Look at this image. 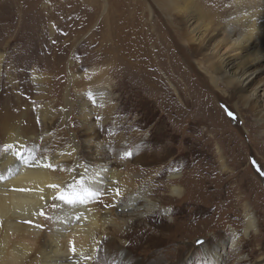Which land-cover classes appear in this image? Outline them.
Listing matches in <instances>:
<instances>
[{"label":"bare ground","instance_id":"6f19581e","mask_svg":"<svg viewBox=\"0 0 264 264\" xmlns=\"http://www.w3.org/2000/svg\"><path fill=\"white\" fill-rule=\"evenodd\" d=\"M11 1L7 0V3L14 4L13 0ZM153 1L163 11L172 13L184 21L185 25L183 24L181 32L175 35L183 46L187 60L193 61L205 78L202 83L206 84L212 93L215 91L222 94L225 98L224 103L231 108L232 114L236 112L235 116L242 115L244 111L254 119L253 124L259 133L256 140L262 142L264 146V78H260V74L264 72V0H231L227 11L220 14L203 9L197 0ZM20 33L25 32L22 30ZM120 46L121 55L127 53L123 61L110 63L102 68L94 67L81 74L75 71L68 72L66 79L68 91L63 93L65 106L59 112L56 110L59 104L54 103V106H51V103L46 102V95L36 98L41 103L35 104L34 109L26 106L18 97L7 99V103L0 100V107L2 106L0 177H3L0 179V264H110L108 255L111 254L123 256L120 264H179L184 255V248H181V253L175 254V251L169 253L175 255L174 261L162 259L164 255H169L165 251L157 254V250H154L148 255L145 251L137 252L138 248H142V240L147 235L139 233V227L144 225L147 217L166 215L168 212L163 205L165 201L190 198V202L197 204L202 200L214 202L221 198L216 187L220 183H228V180L222 179L229 173V168L223 159V153L220 152L216 154L214 161L218 163V168L214 166L213 170L206 172L210 175V180L219 183L216 186L209 180L206 181L208 184L204 186L205 188L201 189L198 186L201 171H198L195 180L189 179L185 182L184 174L179 175L176 170H171L167 183L165 185L157 183L155 186L152 181L157 182L156 178H153L157 174L130 168L128 162L113 163L97 159L100 155L104 157L109 155L105 152L107 143L95 141L93 137L99 125L106 127L108 124L117 123L118 119L115 118L117 107L113 98L115 87L119 85L117 83L127 82L131 89L140 90L137 91L140 93L143 89L141 85L138 87L137 82L132 83L133 74H136L142 80V86L145 84L150 90L142 93L150 99L153 98L152 102H156L162 95H166L162 75L169 66L167 63L178 62V58L169 52L168 45L163 47L159 45L157 47L159 51L151 53L157 63H153L146 51L135 52L130 46L126 49ZM162 48L164 49L160 50ZM53 63L54 71L58 72L60 61L54 60ZM3 65L4 56L0 51V82L3 81L1 78L4 72ZM108 68L119 82L115 84L111 82ZM176 71L180 72L177 67ZM51 81L49 76L42 74H34L32 77L33 84L43 93L48 90L53 92ZM2 89L4 88L0 86V91ZM70 91L76 96L73 104L68 99ZM60 93L62 94V91ZM214 95H210L207 108V114L210 115L207 121L212 129L224 124L219 111L213 108ZM69 107L74 111L83 136L81 149L76 136H70V143L63 142L59 129L55 128L58 119L65 121L69 112L66 108ZM35 116L43 123L42 130L38 131L36 123L33 122ZM96 117L99 118L98 124L93 122ZM242 121L241 118L237 123L242 124ZM246 132L245 130L244 134ZM253 142L256 143L250 139L249 144ZM24 145L27 146V150L24 149ZM239 147L242 148V145ZM82 148L89 149L84 159L80 158ZM232 153L235 154L234 148ZM262 153L260 154L262 157L257 159L264 161V150ZM202 161L201 159L199 162ZM232 161L237 162L234 159ZM195 163L192 164L193 167L197 166ZM116 164L121 169H117ZM257 167L261 172L260 166ZM250 176L257 188L260 180L255 178L256 176ZM158 177H161V173ZM49 185L58 187L51 188ZM231 188L232 184L228 186L226 192L224 191V202L241 203L244 219L243 229L239 231L241 233L232 230L225 235L229 236L226 246L235 251L239 245L237 241H242L240 234L242 237L249 236L254 239L251 234L254 233L255 219L244 198L238 196L235 199L236 189L241 188L238 185L234 186V189ZM161 189L166 190L167 197L156 200L155 195ZM57 194L77 201L83 199L84 203L69 205L53 199ZM41 196L44 197L43 200ZM231 199L235 201L229 202ZM41 208L47 218L36 215ZM77 216L81 219L77 220ZM26 220H31L32 224L25 223ZM37 224L40 227H36ZM168 230L175 234L177 230L174 223L166 225L165 231ZM156 237L151 235L146 239L153 243L152 240L156 241L154 240ZM73 246L76 249L75 255L71 251ZM220 246V249L215 248L212 251L202 246L204 251L200 253L206 259V264H221L218 252H223L224 245ZM224 261H227V258ZM254 264H264V260L259 259Z\"/></svg>","mask_w":264,"mask_h":264},{"label":"rangeland","instance_id":"374dc122","mask_svg":"<svg viewBox=\"0 0 264 264\" xmlns=\"http://www.w3.org/2000/svg\"><path fill=\"white\" fill-rule=\"evenodd\" d=\"M13 2L14 4L0 0V51L4 56V72L1 78L5 82H0V86L4 88L0 91L2 103H7V99L18 97L26 103H24L26 106L34 109L35 104L41 103L36 98L46 95V102L51 103V106H54V103L59 104L56 109L59 112L65 106L63 93L67 90L68 72L75 71L81 74L94 67L102 68L110 63L123 61L127 53L121 55L120 45L124 49L130 46L135 52L146 51L153 63H157V60L151 53L159 51L157 49L159 45L161 47L168 45L169 52L178 58L177 63H167L169 66L164 70V74L162 73L166 95H162L156 102H152L153 98L150 99L142 93L145 90L147 92L149 87H145L147 86L145 84L142 86V80L136 74L132 73V83L137 82L138 87L141 85L143 89L140 93L137 92L140 90L131 89L127 82L117 83L119 85L113 92L117 107L115 115L118 119L117 123L108 124L106 127L99 125L93 137L95 141L107 143L105 152L109 155L107 157L100 155L97 159L113 163L128 162L130 168L157 174L153 177L157 182L152 181L155 186L157 183L165 185L171 170H176L179 175L184 174L185 182L196 178L198 171H201L202 175H199L201 177L198 179L200 180L198 186L201 189L211 178L206 172L213 170L214 166L218 168V163L214 161L216 154L220 152L223 153V159L229 168V173L222 180H228V183H220L217 186L218 181L210 180L216 184L218 195L221 196L214 202H208L206 199L193 204L190 198L173 202L165 201L163 205L168 213L147 217L144 225L139 227V233L147 235L142 240V248H138L137 252L145 251L148 255L149 252L157 250V254L164 251L167 254H172L174 251L178 254L181 253V248H184V255L179 264H190V262L206 264V259L200 253L204 251L202 246L212 251L215 248L220 249V245L223 244V252H218L221 264H254L259 259L264 260V202L262 201L264 200L262 171L264 161L257 159L262 157L263 143L256 140L259 133L253 124L254 119L244 111L242 115L235 116L236 112L229 115L231 108L224 103L225 98L222 94L215 91L212 93L209 87L202 83L205 78L193 61L187 60L183 46L175 35L181 32L185 25L184 21L172 13L163 11L153 0H22L20 2L13 0ZM230 2L231 0H197L203 9L219 14L227 11ZM22 30L25 33H20ZM54 60L60 61L58 72L54 71ZM176 67L180 72L176 71ZM108 70L111 82L113 84L119 82L113 77L112 70L110 68ZM34 74L49 76L52 79L53 92L49 90L46 93L39 92L37 85L32 82ZM260 78H264V72L260 74ZM210 95H214L213 108L219 111L224 123L216 126V129L209 127L207 121V117L210 118L207 114ZM68 99L70 103H75L76 96L72 91L68 92ZM71 109L66 108L69 112L65 121L58 119L55 128L59 129L63 142L70 143V136H76L81 149L83 136ZM241 118L242 124L237 123ZM39 121L40 119L35 116L33 122L36 123L38 131L43 129V123ZM93 122L98 124L99 118L96 117ZM245 130L246 134H244ZM250 139L255 140L256 143L249 144ZM239 145H242V148ZM233 148L234 155H232ZM24 149L27 150V146ZM88 150L82 148L80 158L84 159ZM201 159L203 161L199 162ZM232 159L237 162H233ZM193 163L197 166L193 167ZM257 166H260L259 170L262 169L263 174L258 171ZM116 167L121 169L118 164ZM160 173L161 177H158ZM250 175L260 180L257 188ZM230 184L233 185L231 189L236 185L241 188L236 189L235 199L238 196L243 197L255 219L254 233L251 234L254 239L249 236L242 237L240 234L242 241H237L239 245L235 251L226 246L229 236L225 235L232 230L238 232L242 230L244 219L241 203L224 202L223 196ZM166 197L167 192L163 189L155 195L156 200ZM234 201L229 200V202ZM169 223H174L176 226L175 234L173 231V233L169 230L165 231ZM151 235L157 236L154 238L156 241L152 240L153 243L146 239ZM200 241L203 243H198ZM174 256L164 255L162 259L174 261ZM108 257L110 264H120L123 260L121 254H111ZM226 258L227 261H224Z\"/></svg>","mask_w":264,"mask_h":264},{"label":"snow or ice","instance_id":"6c2138e0","mask_svg":"<svg viewBox=\"0 0 264 264\" xmlns=\"http://www.w3.org/2000/svg\"><path fill=\"white\" fill-rule=\"evenodd\" d=\"M229 115H232V113H229ZM17 155H20V154L17 153ZM45 166H46V167H50V166H48V165H45ZM0 179H3V177H0ZM49 187H51V188H57L58 186H57V185H49ZM19 191H26V189H19ZM118 194H119V193L117 192V195H118ZM41 199L43 200L44 197L41 196ZM53 199L63 201L64 203L69 204V205H74V204H76L77 202H79V203H81V204L84 203V200H83V199H79V201H77L76 199H70V198H67L65 195H62V194H57V195H55V196L53 197ZM36 215H39V216H42V217L47 218L46 213L44 212L43 208H41V209L38 211V213H36ZM76 219L79 220V219H81V217L77 216ZM24 222H25V223H28V224H32V221H31V220H26V221H24ZM35 226H36V227H40V225H38V224L35 225ZM198 243H203V242L200 241V242H198ZM71 251H72L73 255L76 254V249H75L74 246L71 248Z\"/></svg>","mask_w":264,"mask_h":264}]
</instances>
